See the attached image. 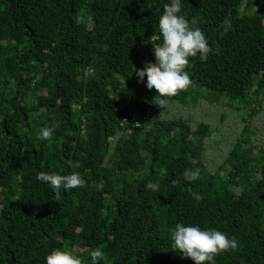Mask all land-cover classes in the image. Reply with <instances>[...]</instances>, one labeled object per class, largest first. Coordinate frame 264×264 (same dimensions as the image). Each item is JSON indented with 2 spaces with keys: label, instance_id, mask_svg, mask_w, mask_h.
Wrapping results in <instances>:
<instances>
[{
  "label": "trees",
  "instance_id": "16d2710c",
  "mask_svg": "<svg viewBox=\"0 0 264 264\" xmlns=\"http://www.w3.org/2000/svg\"><path fill=\"white\" fill-rule=\"evenodd\" d=\"M168 4L0 0V264H46L57 249L83 264L95 249L101 264H195L172 250L177 223L238 240L216 264H264V141L253 123L264 108V1L183 0L217 51L190 58L192 86L169 103H223L244 125L216 168L206 155L215 127L164 117L135 74L156 63ZM186 168L199 179L184 181ZM41 171L86 183L58 202Z\"/></svg>",
  "mask_w": 264,
  "mask_h": 264
},
{
  "label": "clouds",
  "instance_id": "9594fccd",
  "mask_svg": "<svg viewBox=\"0 0 264 264\" xmlns=\"http://www.w3.org/2000/svg\"><path fill=\"white\" fill-rule=\"evenodd\" d=\"M183 0H169L164 7V13L159 19V33L162 44H154L156 63L147 64L135 74L141 83L147 81L149 92L156 91L153 103L167 108L169 99L187 91L192 86V79L187 70L190 58L199 56L201 61H207L214 49L204 33L198 26V21H189L183 13ZM225 30L230 28L229 20L224 21ZM59 124L53 127H44L38 134V139L50 141ZM200 169L186 168L182 177L184 181L195 182L200 177ZM37 180L49 185L55 193V201H60L65 192L85 186L86 181L79 173L73 172L61 175L48 172L37 173ZM180 180H174L177 185ZM3 208L0 207V213ZM172 250L179 251L183 257L190 258L195 264H216V257L221 253L238 249V240L229 237L226 233L216 229H203L200 226L177 223L172 229ZM105 261L102 249H95L90 254L89 264H101ZM46 264H83L80 257L68 251L53 250L46 256Z\"/></svg>",
  "mask_w": 264,
  "mask_h": 264
},
{
  "label": "rangeland",
  "instance_id": "374dc122",
  "mask_svg": "<svg viewBox=\"0 0 264 264\" xmlns=\"http://www.w3.org/2000/svg\"><path fill=\"white\" fill-rule=\"evenodd\" d=\"M215 104L217 105H212L204 100L197 106L192 104L189 107H184L179 103L170 102L166 110L163 109L162 112L166 118L174 116L191 118L194 122L203 121L215 127V132L207 140L208 149L206 151L207 162L214 168L218 167L223 161L226 153L232 146L233 140L238 136L244 126L241 123L240 111L223 106V103ZM253 123L260 130L257 137L261 141H264V108L256 116Z\"/></svg>",
  "mask_w": 264,
  "mask_h": 264
},
{
  "label": "built area",
  "instance_id": "2783aa9c",
  "mask_svg": "<svg viewBox=\"0 0 264 264\" xmlns=\"http://www.w3.org/2000/svg\"><path fill=\"white\" fill-rule=\"evenodd\" d=\"M150 114H151L150 112L146 113L143 116H140L138 114H133L132 116L124 119L123 125H125V123H130L131 128L138 127L144 124L145 121L148 120V118L150 117Z\"/></svg>",
  "mask_w": 264,
  "mask_h": 264
}]
</instances>
